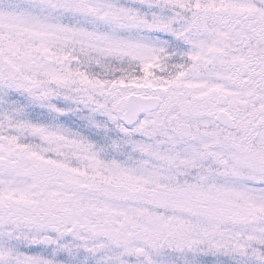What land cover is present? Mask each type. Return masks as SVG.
I'll use <instances>...</instances> for the list:
<instances>
[{"label": "snow or ice", "instance_id": "snow-or-ice-1", "mask_svg": "<svg viewBox=\"0 0 264 264\" xmlns=\"http://www.w3.org/2000/svg\"><path fill=\"white\" fill-rule=\"evenodd\" d=\"M0 264H264V0H0Z\"/></svg>", "mask_w": 264, "mask_h": 264}]
</instances>
